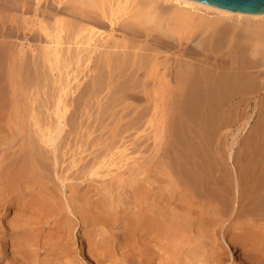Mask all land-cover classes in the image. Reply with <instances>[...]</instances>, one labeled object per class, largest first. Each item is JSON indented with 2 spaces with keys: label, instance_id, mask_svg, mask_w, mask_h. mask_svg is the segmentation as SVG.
Returning a JSON list of instances; mask_svg holds the SVG:
<instances>
[{
  "label": "bare ground",
  "instance_id": "bare-ground-1",
  "mask_svg": "<svg viewBox=\"0 0 264 264\" xmlns=\"http://www.w3.org/2000/svg\"><path fill=\"white\" fill-rule=\"evenodd\" d=\"M44 1L0 0L38 49L0 50V264H264V158L229 172L223 132L253 103L264 142V10Z\"/></svg>",
  "mask_w": 264,
  "mask_h": 264
},
{
  "label": "rangeland",
  "instance_id": "rangeland-1",
  "mask_svg": "<svg viewBox=\"0 0 264 264\" xmlns=\"http://www.w3.org/2000/svg\"><path fill=\"white\" fill-rule=\"evenodd\" d=\"M29 1H30V5H35V1L36 0H29ZM43 2H45V1L44 0H40L39 3L41 4ZM12 13L14 14V16L12 17L13 20H15V21L17 20L18 21L19 19L23 18V19L27 20L28 24H30V21H31L32 18L34 20L37 17L40 18L39 15L38 16L34 15L32 11H30V13H29V11L25 12V13L24 12L22 13L21 11L14 10V11H12ZM50 21H51V19H49L48 22H50ZM33 23H35V25L32 26V29L37 26L36 25L37 23L35 21H33ZM23 34H24V32H19V33L16 34V29H11L10 31H7L5 34H3V37L5 39L9 40V44L0 45V50L4 54L11 53L12 55H14L16 57V40H18L19 44L22 43V49H23L24 52H26V54L30 53V49H32L33 51L37 50V52H38V49H36L37 47L35 46L36 41L33 40V39L31 40V38H27L29 36L28 33L25 34V36H23ZM24 37H26V38H24ZM117 37H118V35H117ZM19 44H18V46H20ZM262 92L264 93V91H262ZM252 104L241 115L242 116L241 119H240L241 122L246 121L247 122L246 124L240 123L239 125L229 126L228 128L224 129V131H223L225 133V135H226V139L228 140V141L225 142L226 144H225V147H224L225 148V152H226L227 157H228L227 169L229 170V172H233L234 174L237 171L240 174L244 175V173H246L249 170L250 166H252V165L249 164L252 159L264 158V142H263V140H259V139L256 140L257 142H255V139H257V137H254V136L257 135V132H256L257 129L255 127L254 121H257L260 118L259 117L260 115H258L257 112L254 110V107L252 106ZM252 127L254 129H252ZM141 130H146V131H143V132L139 133V135H141V134L143 135V136L141 135L143 139L140 138L138 141L133 140L135 134L134 135L132 134V133H134V131H132V130L130 131V132H132L131 133L132 135L127 137L126 138L127 141L124 143V145H126V147L128 148L125 151L126 155H128V156L134 155V156L138 157L136 155V153L139 154V151L141 152L140 154H144L145 153L144 156H147L148 154L151 153L150 152L151 144H150V147H148L149 151L146 148L147 147L146 145H149V143L151 142V139H149L148 137L146 138V133L149 132V130H151V128H149L148 126H142L141 129H139V131H141ZM251 130H253V131H251ZM258 133L262 134V133H264V131H261V132H258ZM144 135H145V137H144ZM249 136H250V138L254 137V140L253 139H248ZM242 137H244V138H242ZM141 139H142V141H140ZM131 140H133L135 142V144H136L135 148L137 150L133 149L134 148V144H132L133 148L131 147V144H130ZM247 140L250 143H248ZM251 140H253V142H252L253 144H251ZM133 141H131V142H133ZM255 143H258V144H255ZM137 147H139V148H137ZM72 148H73V146L70 149H67V150H66V148L63 149V150H65L66 154L62 157V160H60V165H59L58 169L61 170L63 167L67 166V163L69 162V160L71 158L69 153L71 152ZM129 152H130V154H129ZM114 156H115L114 157L115 159L112 160V162L115 163V165H116L118 163V154H115ZM140 156H143V155H140ZM121 160H123V159H121ZM235 161L240 162V164L237 163V166H236L235 165ZM113 167L114 166L109 167V169L112 170ZM94 179L96 180V177H94ZM7 215H9L7 217V219H9L11 217V214L7 213ZM7 250H8L7 252H9V248ZM82 252L84 253V256H85L86 255V249L83 248ZM227 252L231 255L229 249L227 250ZM232 255H233V253H232ZM234 255H235V253H234ZM82 264H95V262L93 261V259L91 257L86 255V259L82 260Z\"/></svg>",
  "mask_w": 264,
  "mask_h": 264
},
{
  "label": "water",
  "instance_id": "water-1",
  "mask_svg": "<svg viewBox=\"0 0 264 264\" xmlns=\"http://www.w3.org/2000/svg\"><path fill=\"white\" fill-rule=\"evenodd\" d=\"M227 11L256 12L264 10V0H193Z\"/></svg>",
  "mask_w": 264,
  "mask_h": 264
}]
</instances>
